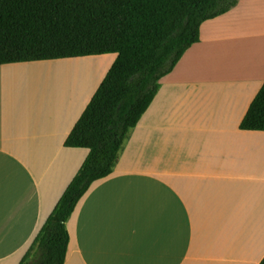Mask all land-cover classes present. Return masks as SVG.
I'll return each instance as SVG.
<instances>
[{"label":"crops","instance_id":"crops-1","mask_svg":"<svg viewBox=\"0 0 264 264\" xmlns=\"http://www.w3.org/2000/svg\"><path fill=\"white\" fill-rule=\"evenodd\" d=\"M116 57L0 64V264L20 263L87 158L65 141ZM160 83L68 219L64 264H260L264 131L240 125L264 84V0L204 21Z\"/></svg>","mask_w":264,"mask_h":264},{"label":"trees","instance_id":"trees-1","mask_svg":"<svg viewBox=\"0 0 264 264\" xmlns=\"http://www.w3.org/2000/svg\"><path fill=\"white\" fill-rule=\"evenodd\" d=\"M238 2L0 0V64L117 54L65 141L90 152L19 264H64L66 223L76 205L94 181L113 171L161 78L200 41L202 23ZM240 126L264 131V84Z\"/></svg>","mask_w":264,"mask_h":264},{"label":"rangeland","instance_id":"rangeland-1","mask_svg":"<svg viewBox=\"0 0 264 264\" xmlns=\"http://www.w3.org/2000/svg\"><path fill=\"white\" fill-rule=\"evenodd\" d=\"M36 77H37V78H36ZM36 77H35V80L38 82L37 86H38L39 88L43 89V90H41V91L44 92V95H45L46 97H49V96H50L51 99L55 98V96H56L55 90L57 89V87H56V86H46V83L39 82V77H38V76H36ZM51 89H53V91H51ZM37 90H38V89H37ZM50 91H51V93H50ZM32 98L35 99V97H33V96H32ZM35 100H36V99H35Z\"/></svg>","mask_w":264,"mask_h":264}]
</instances>
